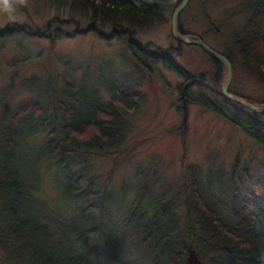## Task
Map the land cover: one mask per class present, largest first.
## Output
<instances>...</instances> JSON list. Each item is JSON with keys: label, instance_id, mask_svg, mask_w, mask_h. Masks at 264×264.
<instances>
[{"label": "rangeland", "instance_id": "1", "mask_svg": "<svg viewBox=\"0 0 264 264\" xmlns=\"http://www.w3.org/2000/svg\"><path fill=\"white\" fill-rule=\"evenodd\" d=\"M131 1L140 5L152 0ZM178 1L161 0L160 18L135 27V40L153 44L148 53L140 51L133 43L129 46L125 36L104 38L94 30L78 33L74 32L76 28L72 24L52 23L51 33L56 29L61 32L56 39L48 33L44 36L14 33L0 39V130L2 125L10 123L12 111L28 101L40 105L42 119L48 120L54 128L58 126V118L65 113V102H70L78 87L99 88L100 99L107 101L110 91L101 84L114 88L125 78L132 84L140 105L128 117L130 131L123 144L116 150L111 149L110 154L85 155L98 178L82 194L61 197L58 201L66 208L88 202L99 206L103 190H109L112 199L101 206L104 212L101 214L94 208L92 213L98 221L102 219L115 228L120 254H124V260L129 264H166L167 252L162 260L154 261L152 253L132 232L127 213L137 206L138 211L146 212L148 217L157 202H168L173 198L176 201L174 210L181 217L182 226L187 206L179 202H185L187 192L181 163L198 168L205 200L225 221L241 217L239 208L241 201H247L250 184L257 180L264 182V145L211 107L192 101V98L206 99L211 106H219L227 114L240 110L237 103L221 94L224 79L219 89L213 80L204 77L196 85L189 83L194 75L203 72L212 76L211 72L217 66L206 58L204 51L188 43H179L171 35V16ZM248 3L249 0H189L178 17V25L185 33L199 36L215 51L228 55L236 76L233 89L258 100L259 103H255L258 106H264V80L249 73L251 68L241 60L234 44V37L244 31L245 20L251 13ZM55 14L69 15V9L56 6L52 0H28L27 5L15 11L12 20L0 12V28L18 22L47 31L46 24ZM88 22L82 19L80 28H85ZM103 30L110 34L112 28L107 25ZM170 47L177 49L169 56L175 67L166 66L152 54V51L157 52L156 48ZM179 69L183 76L177 71ZM240 113L248 116L251 112ZM258 118L264 124V116ZM183 122L186 129L181 135L175 129ZM39 125L42 128V123ZM23 127L34 132V126L25 124ZM45 132L42 129L31 137L29 144L36 146L29 147L24 162H14L12 166H19L24 178H29L32 169L41 168L43 193L53 199L59 196L63 173L43 155L38 166L37 160L43 151L40 143ZM83 158L84 155H76L66 162L69 165L77 163L71 173L79 172ZM114 160L118 164L109 172ZM85 185L82 181L81 186ZM89 189L97 194L88 195ZM255 203L245 216L264 229V193ZM173 227L166 226L165 230ZM106 240V236L95 238L92 249L101 251ZM210 255L211 252H205L204 258L209 262L204 261L205 264H214L212 260L216 258ZM2 259L4 256L0 251V264Z\"/></svg>", "mask_w": 264, "mask_h": 264}, {"label": "trees", "instance_id": "2", "mask_svg": "<svg viewBox=\"0 0 264 264\" xmlns=\"http://www.w3.org/2000/svg\"><path fill=\"white\" fill-rule=\"evenodd\" d=\"M52 1L56 6H67L69 15H53L46 24L47 31L39 30V27L33 29L24 23L10 22L0 28V39L14 33L36 36L48 33L49 37L56 39L60 37L61 32L56 29L51 33L52 23L72 24L76 28L74 32L78 33L94 30L104 38L114 35L125 36L129 46L133 43L140 51L148 53L153 44H142L135 40V27H142L160 18L163 10L161 0H152L150 3L140 5L131 0ZM180 2L181 0L177 5ZM248 7L251 13L245 20L244 31L234 37V44L241 60L251 68L252 72L249 73L264 80V0H249ZM82 19L89 21L85 28L79 26ZM107 25L112 28L110 34L103 30ZM178 26L182 31L180 25ZM190 45L204 51L198 46ZM156 50L157 52L152 51V54L163 64L175 67L171 64L169 56L177 49L170 47ZM222 54L232 65L231 58ZM205 55L217 66L211 72L212 76H207V73L203 72L194 75L189 83L196 85L197 81L204 77L213 80L219 89L225 76V67L215 58L206 53ZM232 69L233 77L229 92L253 104L259 103L258 100H253L233 89L236 81L233 65ZM177 71L183 76L180 69ZM101 86L110 91L109 100L100 99L99 88L78 87V91L72 93L70 102H65V113L58 118L56 121L58 126L54 128L48 120L42 119L43 110L33 101L17 106L12 111L10 123L2 125L0 130V251L4 256L2 264H129L126 259L124 260V254H120L115 228L102 219L98 221L96 215L92 213L94 208L99 209L101 214L104 212L101 206L105 205L106 200L112 199L109 190H103L99 206L88 202L86 205L77 203L75 207L66 208L58 203L61 197L82 194L88 186H92L98 176L88 163L87 156L110 154L111 149L116 150L121 146L130 131L128 117L139 108L138 95L132 91V84L127 78L114 88L104 84ZM192 101L211 107L233 126L264 145V124L258 118L264 114L252 112L238 103L240 110L227 114L219 106H211L206 99L192 98ZM240 111L251 113L243 116ZM39 123H42V128ZM25 124L34 126L32 127L34 132L26 131L23 127ZM42 129L46 132L44 140L40 143L43 145V151L37 160L38 166L43 155L49 163L54 164L56 170L60 169L63 173L59 181V196L53 199L47 198L43 193L44 173L41 168L32 169L29 178H24L22 169L19 166H12L14 162L19 164L24 162L29 147L36 146L30 145L29 140ZM185 129L183 122L175 131L183 135ZM76 155L79 157L84 155V158L79 172L71 173L77 163L73 162L72 166L66 162L73 160ZM117 164V160H114L109 172H112ZM181 170L187 192L185 202H179L187 206L182 226L181 217L174 210L176 201L173 198H169L168 202H157L148 217L146 212L138 211L137 206L127 213V223L131 225L132 232L152 253L154 261L162 260L164 253L167 252L166 264H185L187 250L191 246L203 262H208L204 258L205 252H211L210 256L216 258L212 260L214 264L229 262L259 264L258 256L264 251V229L245 214L255 206L256 199L262 197L264 182L257 180L251 183L250 190L247 191V201H241L239 208L242 216L236 220L225 221L205 200L200 188L198 168L183 162ZM82 181L86 183L85 186H81ZM87 194L95 195L97 192L89 189ZM172 225L173 229L165 230L166 226ZM102 236L107 237L103 249L94 251L92 243L95 238Z\"/></svg>", "mask_w": 264, "mask_h": 264}, {"label": "water", "instance_id": "3", "mask_svg": "<svg viewBox=\"0 0 264 264\" xmlns=\"http://www.w3.org/2000/svg\"><path fill=\"white\" fill-rule=\"evenodd\" d=\"M188 2L189 0H181V2L173 10V13L171 16V35L173 36V38H175L176 40L180 42H184V43H188V44H192V45L200 47L201 49L205 51L206 54L215 58L216 60H218L224 65L225 78H224V81L221 87V94L224 97H226L227 99L235 103L242 105L243 107L249 109L252 112H255L258 114H264V106L255 105L229 92V85L232 80V66L226 56L212 49L210 46L204 43L199 36L180 32L179 27H178V17L181 14V12L185 9ZM185 264H205V263L199 258L196 250L193 247L189 246L187 250Z\"/></svg>", "mask_w": 264, "mask_h": 264}, {"label": "clouds", "instance_id": "4", "mask_svg": "<svg viewBox=\"0 0 264 264\" xmlns=\"http://www.w3.org/2000/svg\"><path fill=\"white\" fill-rule=\"evenodd\" d=\"M28 0H0V12L8 15L10 20L14 19L15 11L22 6L27 5ZM259 264H264V251L258 256Z\"/></svg>", "mask_w": 264, "mask_h": 264}, {"label": "bare ground", "instance_id": "5", "mask_svg": "<svg viewBox=\"0 0 264 264\" xmlns=\"http://www.w3.org/2000/svg\"><path fill=\"white\" fill-rule=\"evenodd\" d=\"M216 50V49H215Z\"/></svg>", "mask_w": 264, "mask_h": 264}, {"label": "flooded vegetation", "instance_id": "6", "mask_svg": "<svg viewBox=\"0 0 264 264\" xmlns=\"http://www.w3.org/2000/svg\"><path fill=\"white\" fill-rule=\"evenodd\" d=\"M182 32V31H181Z\"/></svg>", "mask_w": 264, "mask_h": 264}]
</instances>
